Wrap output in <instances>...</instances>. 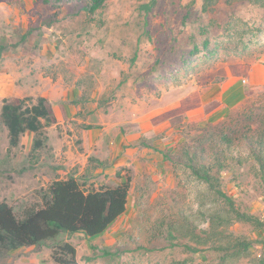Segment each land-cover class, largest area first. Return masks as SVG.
I'll list each match as a JSON object with an SVG mask.
<instances>
[{"label": "rangeland", "instance_id": "rangeland-1", "mask_svg": "<svg viewBox=\"0 0 264 264\" xmlns=\"http://www.w3.org/2000/svg\"><path fill=\"white\" fill-rule=\"evenodd\" d=\"M151 1L108 0L90 15V0H0V204L22 217L43 205L57 180L99 189L132 179L126 213L103 235L61 234L41 247L0 252V264H55L53 247L65 242L76 247V264H223L211 251L192 254L185 239L170 238V219L198 221L204 185L146 144L175 156L201 143L209 152L208 133L264 111V86L245 81L252 66L264 64V10L226 0L207 12L204 0H156L150 13L141 10ZM233 80L238 89L228 97ZM10 96H48L54 122L39 149L33 134L10 145L1 121ZM90 129L103 133V144L86 153L82 137ZM121 136L131 138L123 151ZM219 176L238 205L264 221V183L250 165ZM232 230L264 237L243 223ZM143 245L149 251L135 250ZM118 246L127 249L119 258H99L102 248ZM252 251L260 255V245Z\"/></svg>", "mask_w": 264, "mask_h": 264}, {"label": "trees", "instance_id": "trees-1", "mask_svg": "<svg viewBox=\"0 0 264 264\" xmlns=\"http://www.w3.org/2000/svg\"><path fill=\"white\" fill-rule=\"evenodd\" d=\"M72 2L74 0H57ZM108 0H90L85 10L95 15L104 9ZM215 0H204L203 10L209 11ZM248 2L264 10V0H226L232 5ZM156 0L141 5V10L150 13ZM208 47V46H207ZM5 47L0 45V60ZM1 121L8 130L9 143L17 147L25 134H33V146L42 147L45 128L53 122L49 100L39 96L19 98L6 97L2 101ZM256 125L257 127L253 128ZM213 142L211 151L201 143L198 147L182 149L175 156L147 145L162 156L163 161L184 165L204 187L199 193L198 221L189 216L168 222L170 238L187 241L188 252L198 254L211 251L220 256L223 264H264V237L253 240L236 235L232 227L236 223L250 225L255 231L264 230V221L238 205L236 199L225 191L219 174L233 170L234 164H249L254 174L264 183V111L252 110L224 124L218 132L208 133ZM241 151H245L240 153ZM132 179L126 178L116 186H101L85 189L74 178L57 180L48 190L43 205L29 209L22 217L7 203L0 204V252H9L28 247H41L56 240L61 234L83 235L90 239L105 233L128 208ZM260 245L261 254L254 255L252 247ZM136 251H149L144 245ZM127 251L122 246L116 250L102 248L101 259L114 261ZM55 264H76L77 249L70 243L53 247ZM93 261L94 258H88Z\"/></svg>", "mask_w": 264, "mask_h": 264}, {"label": "crops", "instance_id": "crops-1", "mask_svg": "<svg viewBox=\"0 0 264 264\" xmlns=\"http://www.w3.org/2000/svg\"><path fill=\"white\" fill-rule=\"evenodd\" d=\"M249 71H250V73L248 74L247 79L245 81L246 82L248 81L251 85L264 86V64H262V63L255 64L254 66L251 67V69ZM237 86H238V83L235 80H233L232 82H230L228 84V87H227V90L228 91H226L227 93L230 92L229 95H228V97L230 96V94H232V93L234 94L235 93V91L238 89ZM72 91H75V90L72 89ZM67 96H68V93L67 92H64L63 100H66L67 99ZM43 97H45V96H43ZM83 133L84 134H83L82 139H83L84 146H85V150H86V151L85 150L84 151L86 153L90 149H92L95 144H98V145L103 144V137H102L103 136V133H100V132L98 133V130H91L90 129V130L84 131ZM135 137H138L139 138V135H135ZM128 140H131V138H129ZM128 140L124 136H121L120 138H118V141H120V144H121L120 146H122V147H120L122 151L124 150L125 146H127ZM112 149L115 151L114 154H117V152H118V154H120V151L118 150V146L117 145H116V148H113L112 147ZM99 236H101V235H99Z\"/></svg>", "mask_w": 264, "mask_h": 264}]
</instances>
